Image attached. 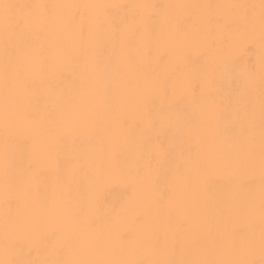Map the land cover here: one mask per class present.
<instances>
[{"label":"bare ground","instance_id":"1","mask_svg":"<svg viewBox=\"0 0 264 264\" xmlns=\"http://www.w3.org/2000/svg\"><path fill=\"white\" fill-rule=\"evenodd\" d=\"M0 264H264V0H0Z\"/></svg>","mask_w":264,"mask_h":264}]
</instances>
